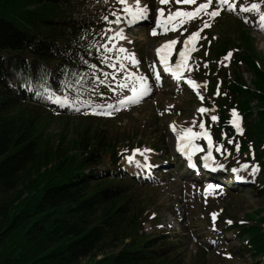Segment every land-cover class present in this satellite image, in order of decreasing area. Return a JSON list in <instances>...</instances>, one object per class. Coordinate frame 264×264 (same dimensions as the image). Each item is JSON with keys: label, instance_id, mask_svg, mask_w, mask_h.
Masks as SVG:
<instances>
[{"label": "rangeland", "instance_id": "1", "mask_svg": "<svg viewBox=\"0 0 264 264\" xmlns=\"http://www.w3.org/2000/svg\"><path fill=\"white\" fill-rule=\"evenodd\" d=\"M47 1L34 0L27 7H41L43 10ZM52 1L78 21H88L90 39L85 40L84 45L90 49L83 57L88 65L85 71L78 73L72 70L68 79L58 78L55 87L61 90L60 93L47 90L48 94L49 91L53 94V99L47 98L43 103L41 118L36 123L39 131L53 142L61 139L63 144H68L75 138L74 134L89 123L92 129H104L116 145L121 155L122 170L127 173V177H121L117 170L113 176L121 179L128 193L135 196L133 203L137 208L132 211H141L138 240L158 239V247L173 244L172 253L176 254L177 264H264V254L259 260H251V253L242 248L244 239L236 238L237 228H227L230 225L227 221L239 222L246 214L249 216L255 211H258L255 218L264 220L262 175L255 178V173H252L253 166H257L247 158L250 149L241 138L243 132L236 131L232 135L221 129L217 133L216 129L221 127L222 111L216 104H211V96L221 92L220 81L224 74L233 78L239 72L238 75L252 87L253 74L249 64L238 59L237 54H254L264 71V30L256 23L258 16L255 13L239 11L241 4L249 5L251 2H261L264 10V0H243L236 11L225 7L215 18L201 15L175 31L171 27L164 31L156 26L159 10L163 9V15H167L176 8L190 11L195 5L177 4L175 0L165 5H161L159 0H139L140 5L147 6L148 17L145 15L143 25L135 32L131 30L139 27L135 25L137 21L129 24L128 14L123 9L135 8L137 0H125L124 4L120 0ZM239 2L235 0L236 5ZM205 21L210 27H203ZM154 27L157 28L156 35L152 34ZM201 28L202 38L196 41V50L189 55L188 67L182 71L181 80H176L170 72L164 71L163 64L159 65L156 50L165 42L176 40L168 58L169 65L174 67L183 41L191 31ZM121 32L123 38L117 35ZM121 49L125 51L121 52ZM229 52L231 56L225 59ZM131 57L138 63H133ZM252 59L255 60L254 57ZM57 71H62L60 65ZM132 72L136 79L146 77L151 91L139 102L121 107L120 101L132 94L131 89L140 87V81L134 80ZM157 73L160 74L159 80H156ZM207 76H211L209 81H206ZM187 79H192L199 86L203 100L196 95L197 90L187 85ZM39 86L42 87L41 84ZM55 96H67L73 103L61 106L54 102ZM109 104L113 105L112 109L107 108ZM201 107L209 111L200 113L198 109ZM232 109L228 118L223 114L226 123L233 119ZM255 110H252L253 121L258 118ZM108 111L111 114L105 115ZM213 115L218 117L216 121L211 120ZM201 122L204 129L199 126ZM187 128L210 134L213 159L208 163L212 171L203 168V157L208 147L203 136L192 141L199 150L184 149L191 153L195 170L187 165L189 155L181 157L177 152V136ZM228 140L232 143L229 144ZM236 145L246 148V152L236 154ZM216 147L221 151H215ZM136 148L150 150L145 154L146 161L144 156H135L141 162L140 167L129 164L125 159ZM101 160L102 163L95 165L96 169L113 168V161L108 158ZM245 164L248 167H242ZM234 168L238 171L233 172ZM237 175L243 179H237ZM205 180L219 187L208 188ZM212 213L217 214L214 221ZM260 227L264 230V221ZM121 247L119 244L106 253L116 252ZM81 264L86 263L82 260Z\"/></svg>", "mask_w": 264, "mask_h": 264}, {"label": "trees", "instance_id": "2", "mask_svg": "<svg viewBox=\"0 0 264 264\" xmlns=\"http://www.w3.org/2000/svg\"><path fill=\"white\" fill-rule=\"evenodd\" d=\"M32 2L0 0V264H177L173 244L158 247V239L138 240L141 211H132L135 196L113 176L121 172V155L104 129H92L89 123L68 144L39 131L43 105L29 103L25 96L37 82L61 92L55 87L58 78L85 71L90 28L56 1H47L43 10L28 8ZM237 58L249 64L252 87L239 72L233 78L223 75L221 92L211 96V104L222 111L216 131L236 133L223 117L235 109L241 138L250 149L247 158L263 182L264 71L254 54L241 52ZM102 158L113 161V168L96 169ZM257 212L227 227L237 228L236 238L244 239L242 248L251 260L264 254V220L255 218ZM119 244L116 252L106 253Z\"/></svg>", "mask_w": 264, "mask_h": 264}, {"label": "snow or ice", "instance_id": "3", "mask_svg": "<svg viewBox=\"0 0 264 264\" xmlns=\"http://www.w3.org/2000/svg\"><path fill=\"white\" fill-rule=\"evenodd\" d=\"M175 2L177 4H184V5H195V7L192 10H181L179 8H177V10L173 13L170 12L168 14V16L166 18H163V9H160V15L157 16L156 18V26L161 28L164 31H167L169 29V26L171 27V30L175 31L177 27H179L180 25L183 24H188L190 21L195 20L196 18H198L201 15H206L210 18H215L216 16H218L221 11L227 7V9L229 11H236L237 5L235 3V0H203V2H199L198 0H175ZM121 4L125 3V0H120ZM160 3H168V0H160ZM211 8V10H209ZM129 16V24L135 23L137 20L139 19H143L145 18V14L148 11L147 6H143L139 4V0H137V4L135 6V8H131V7H125L123 9ZM239 11L241 13H255L258 16V20L256 21V23L258 24V26L261 28V30H264V10H262L261 7V2H251L249 5H244L241 4L239 6ZM106 19V18H105ZM117 23L119 22V20L116 21ZM245 22H247V19L245 20ZM204 28L210 27V24L205 21ZM188 29H185V31H187ZM203 31V29H199L196 31H191L190 34L187 36V38L183 41V48L179 50V59L176 60L175 66L172 67L169 65L168 63V58L170 53L172 52L174 46L176 45L177 41L176 40H170L165 42L164 45L161 46V48H158L157 54L159 55V59L160 62L163 64L164 66V71L165 72H170L172 74V76L176 79V80H181V73L182 71L188 67V58H189V53L192 51H195V43L198 39H201L202 37L200 36V33ZM152 34L156 35L157 34V28L154 27L152 29ZM117 35L121 36L123 38V33H117ZM162 49H164L165 51L162 52ZM121 52L125 51V49H121ZM229 56H231V52H229L227 54V56L225 57V59H227ZM132 62L133 63H138L134 57H131ZM206 67V65H205ZM137 79L140 81V87L136 88L133 87L131 89L132 94L129 96H125L123 100L120 101V106L124 107V106H128L130 104H134L139 102V100L147 95L151 89L149 88L148 84L146 83V77H137ZM160 79V74L157 73L156 74V80ZM187 85H189L190 87H192L194 90L196 91V95L203 100L204 97L202 95H200V92L198 91L199 86L195 83V81H193L192 79H187L186 80ZM70 86V85H69ZM122 87H126V85H121ZM206 87V84H205ZM219 94V93H217ZM49 99H53V94L49 91V95H48ZM54 102L64 106V105H71V103H73L72 101L69 100V97L67 96H55L54 98ZM108 109H112L113 105L109 104L107 105ZM78 110V109H77ZM198 111L200 113H204L209 111V109H206L204 107H201L198 109ZM105 115H110L111 112H105ZM231 115L233 117V119L231 121H229V123H231L236 131L238 133H242L243 129L241 128L240 124H239V116L238 113L236 112L235 109H232L231 111ZM218 119L217 116L213 115L211 116V120L212 121H216ZM200 128L204 129L205 125L204 123H200ZM173 130H175L173 128ZM203 136L206 140H207V154L203 157V160L205 161L204 163V167L205 168H209L210 164L208 163V161H211L213 159L212 156V149H213V141L211 139L210 134L207 131H203V132H193L191 128H187L183 130V134L182 135H178L177 136V141H178V151L183 152L185 147H191L194 150H199L198 146L192 145V141L196 138H199ZM183 141L184 143L181 144L180 142ZM228 143L231 144L232 141L228 140ZM237 150H239V145H236ZM150 151L149 149H133L132 150V154L128 155L125 157V159L127 160V162L129 164H135L137 167L141 166V162L139 160L135 159V156L137 154L144 156L145 161L147 160L146 157V153ZM215 151L220 152L221 148L220 147H216ZM189 158L191 156V153H188ZM190 167L194 166L191 163L189 164ZM220 167H223L222 165ZM242 167H248L247 164L243 165ZM258 169L253 166L252 168V173L254 174ZM233 172H237V169H232ZM237 179H243V177H240L239 175H237L236 177ZM213 187H219V185L213 186V185H208V188H213ZM205 193L207 194V189H205ZM212 218L213 221L216 218V213H212ZM227 223H231V221H227Z\"/></svg>", "mask_w": 264, "mask_h": 264}, {"label": "bare ground", "instance_id": "4", "mask_svg": "<svg viewBox=\"0 0 264 264\" xmlns=\"http://www.w3.org/2000/svg\"><path fill=\"white\" fill-rule=\"evenodd\" d=\"M129 6V5H128ZM123 46V45H122Z\"/></svg>", "mask_w": 264, "mask_h": 264}]
</instances>
